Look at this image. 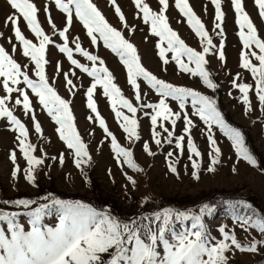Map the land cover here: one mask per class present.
<instances>
[{"label":"snow or ice","instance_id":"snow-or-ice-1","mask_svg":"<svg viewBox=\"0 0 264 264\" xmlns=\"http://www.w3.org/2000/svg\"><path fill=\"white\" fill-rule=\"evenodd\" d=\"M5 2L11 11L5 16L3 23L10 28L11 36L17 42L10 44V48L15 52L18 46L21 55L27 60L24 64L17 62L0 46V118L6 121L7 129L14 133L19 155L26 162L23 180L31 187H38L37 175L47 174L43 173V167L48 165L43 150L40 156L34 154L36 147L28 142L29 132L25 124L14 115L16 106H20L25 115L32 113V129L35 134L42 136V126L34 114L29 91L39 108L54 123L59 141L69 150L71 164L84 176L85 184L88 179L84 169L91 162L87 144L74 124L71 102L58 94L46 75V47L50 44L63 54L71 66L63 73L65 86L69 87L70 94L75 90V85L69 78L72 69H78L90 78V84L84 92L86 107L91 113L87 119L98 126L110 142L117 167L123 169L126 166L134 173L143 171L134 161L133 148L121 146L99 114L94 100V92L98 87L111 107L123 138L129 144L141 140L138 133V108L141 111L148 110L144 111V116L150 122L151 136L150 141L142 142V151L147 156L156 154L151 148L152 144L160 147L162 143L174 144L176 152L181 154L186 138L191 180L198 182L201 171L215 174L219 170L223 153L214 138V130L217 129L230 142L235 154L232 174H238L239 162L264 174V167L258 166V160L247 146L242 130L226 121L218 108L217 100L191 87L167 82L148 71L142 65L136 47L124 37L121 30L108 22L93 0H50L62 14L63 24L59 29L50 16L47 20L52 35L58 37L60 43L52 40L42 29L38 22V12L41 9L31 0ZM107 3L114 9L119 23L131 35L133 29L126 24V18L116 0H107ZM131 3L137 16L147 26L149 35L156 38L154 46L162 65L167 66L171 61L179 72L197 77L204 89L215 91L217 84L206 68V57L211 52L220 64L226 63L222 28L225 14L221 9V0H211L215 9L214 28L220 30L217 33L221 37L218 46L213 44L205 25L190 7L188 0H174L175 9L198 39L199 50L188 46L170 27L166 16L169 0H158V11L152 10L144 0H131ZM254 4L259 18L264 21V0H254ZM231 9L238 29L236 35L242 45L238 67L250 73L254 88L252 84L238 82L241 79L240 73L233 77L231 87L239 92L235 99L242 104L244 114L254 110L250 101V89L254 90L255 99L264 112V38L258 35L254 23L243 8L242 0H231ZM43 11L45 14L49 13L47 4L43 6ZM20 18L35 43L22 33ZM74 20L82 26L90 47H98V43L102 42L103 47L118 58L126 72V81L135 104L114 83V75L106 67L105 61L82 47L79 38H70ZM168 53L171 54L170 57L166 55ZM74 54L90 62V66L89 63L79 62ZM60 70L61 65L57 62L56 72L59 73ZM72 75L75 73L72 72ZM141 81L157 97L156 101L141 99ZM13 93H16V98L10 106L9 100ZM143 95L147 97L148 92L145 91ZM228 95L231 96V92ZM171 102L175 103V110L170 106ZM193 118L202 124L200 130L207 138L208 162L203 168L202 153L191 135V130L197 127ZM180 120L183 122L182 135H174L175 126ZM161 131L166 135L162 137ZM103 143V140L100 141V144ZM51 159L61 166L65 164V154L62 152ZM8 160L12 164L10 176L15 181L20 172L16 151L9 153ZM177 160L178 155H174L172 151L165 156L167 171L179 179ZM109 176L111 178L110 170ZM124 179L127 185L135 187L137 181L133 176L124 173ZM148 202L144 200V205ZM0 204L4 206L0 208V264H230L229 254L234 255L236 252L264 255V213L243 199L225 200L224 204L230 210L232 225L241 228L251 237L247 239L246 236L245 243L238 240L233 228L224 224L218 226L216 236L212 235L204 218L213 214L214 207L207 202L201 203L195 211L163 207L151 214H135L125 218L113 214L109 207L98 210L79 199H63L51 192L35 199H4ZM237 206L243 208L245 213L238 214L234 211ZM53 215L55 223L50 226L45 217ZM250 229L255 230L259 238L252 235Z\"/></svg>","mask_w":264,"mask_h":264},{"label":"rangeland","instance_id":"rangeland-1","mask_svg":"<svg viewBox=\"0 0 264 264\" xmlns=\"http://www.w3.org/2000/svg\"><path fill=\"white\" fill-rule=\"evenodd\" d=\"M31 2L41 9L38 12V22L42 29L52 40L60 43L58 37L52 35L47 20L50 16L59 29L63 24L62 14L50 3V0H31ZM93 2L98 6L108 22L113 27L121 30L124 37L136 47L142 65L148 71L167 82L191 87L216 99L218 107L227 113L229 120L237 126L247 130L250 134L251 145L264 164V119H262L264 118V112L261 111L255 99L254 90L250 89V101L254 110L248 114H244L242 111V104L235 99V97L239 96V92L237 89L231 87L233 77L236 73H240L241 79L238 80V82L252 84L254 88V81L251 80L250 73L238 67L239 52L241 51L242 45L236 35L238 29L235 25L234 12L231 9V0H221V9L225 14L222 28L224 31L223 39L225 41V46L223 51L226 56V63L220 64L211 52L206 57L208 61L207 66L211 68L215 75V83L217 84V89L215 91L204 89L197 77H190L179 72L171 61L167 66L162 65L159 57L156 55L154 46L156 38L149 35L147 26L137 16L131 0H116L117 5L121 8L126 18V24L133 29L131 35H129L127 30L119 23L118 18L115 16L114 9L107 3V0H93ZM144 2L148 3L152 10L158 11V0H144ZM188 3L197 17L205 25L206 30L213 40V44L218 46L221 37L218 36L217 33L220 30L214 28L213 21L215 9L211 4V0H188ZM45 4L49 6L48 14H45L43 11V6ZM242 5L245 12L254 23L258 35L264 38V21L258 16V9L254 4V0H242ZM10 11L5 0H0V46L4 47L17 62L24 64L27 58L21 55L18 46L15 52L12 51L10 44H16L17 42L15 38L11 36L10 28L3 23L5 16L9 14ZM166 16L170 27L178 33L180 38L183 39L188 46L199 50V41L187 27L184 18L181 17L179 12L175 9L174 0H169ZM19 26L25 37L33 40L35 43V39L27 30L22 18H20ZM69 36L70 38H79L82 47L89 50L92 54L98 55L105 61L106 67L114 75V83L122 90V94L135 104L130 86L126 81V72L123 70V66L119 63L118 58L109 50L105 49L102 42L98 43V47H90V41L86 37L82 26L75 20L70 28ZM70 46L74 47L71 43ZM166 55L170 57L171 54L168 53ZM74 58L78 59L81 63H89L90 66V62H86L83 57L74 54ZM46 60L47 64L45 69L49 82L53 83V86L62 98L71 102L70 108L74 115V124L81 138L87 144L91 162L85 167L84 172L87 175L88 183L85 184L83 182L84 176L71 164V158L68 156L69 150L59 141L54 131V123L51 121L50 117L39 108L36 104V99L31 96L29 91L34 114L37 121L42 126V136L35 134L32 129L30 119L32 113L25 115L22 108L16 106L14 115L25 124L29 132L28 142L36 147L34 154L40 156L41 150H43L46 157V164L48 165V167H43V173L47 174L37 175V188L31 187L23 180V168L26 166V162L19 155L14 133L7 129L6 121L0 118V201L4 199H17L19 196L35 199L51 192L59 198L79 199L92 206L91 201L97 199V195L95 196L93 192V181L98 187L96 192L102 198L108 197L114 207L110 209L113 214L120 218L130 217L135 214H151L152 211L173 204H186V206L178 209H192L195 211L198 210L201 202L213 201V203H219L225 197L229 200H234V196L238 194L240 197H244L243 200L249 204H259L261 206V213H264V174L246 166L243 162L238 163V174H232L231 167L235 162V154L231 150L230 142L222 136L218 129L214 130V138L223 153L221 164L218 166L219 170L215 174H207L201 171L200 180L198 182L193 181L190 177L191 165L187 159L186 138L184 151L181 154L176 152L174 144L168 145L162 143L160 147L152 144L151 148L156 154L152 157L147 156L142 151V142L145 140L150 141L151 136L150 122L148 118L144 116V111L148 110L141 111L138 108V133L141 140L135 142V144H129V142L123 138L122 131L116 122L111 107L108 105L106 98L103 97L102 90L98 87L94 92V100L97 104L99 114L105 120L109 130L116 136L118 143H120L121 146L133 148L134 161L143 171L134 173L126 166H124L123 169L117 167L111 153L110 142L104 137L102 130L87 119L91 113L86 107L84 92L86 91V87L90 84V78L87 77L86 74L80 73L78 69H72L75 75L73 76L72 72H69V78L72 79L75 90L70 94L69 87L65 86L63 77V73L71 68L66 58L63 57V54L59 53L54 45L50 44L46 47ZM57 62L61 65L59 73L56 72ZM253 63L256 62L253 61ZM31 78L35 79V77ZM140 84L141 99L147 100L148 102L156 101L157 97L146 88L142 81ZM145 91L148 92L147 97L143 95ZM229 92H231V96L228 95ZM0 94H2V86H0ZM15 98L16 93H13L9 100L10 106L14 104ZM170 106L174 110L176 109L174 102H171ZM188 111L190 113V105L188 106ZM193 119L196 120V118ZM196 123L197 127L191 130V135L196 147L202 153L203 168L208 162L207 152L209 149L207 146V138L200 130L202 124H200L198 120H196ZM182 126V120L178 121L174 129V135H182ZM164 135H166V133L161 131V136L163 137ZM102 140L104 143L100 144ZM12 151H16L17 163L20 167V172L18 173L19 178L15 181L11 179L10 169L12 164L8 160V155ZM169 151H172L174 155H178L176 167L179 179L167 171L165 156ZM61 152L65 154V164L63 166L51 159V157ZM109 170L111 171V178L109 176ZM124 173L133 176L137 181L134 188L126 184ZM44 190H47V192ZM144 200H148L149 202L144 205ZM3 207L2 205L0 208ZM234 211L238 214L245 213V210L239 206H237ZM204 219L206 226L209 227L213 236L217 235L216 229L218 226L224 224L229 228H233L238 240L242 243L247 242V239L251 238L247 236L241 228L232 225L229 209L214 210L211 216H207ZM23 220H26V218H23ZM45 221L50 226L54 225V215L52 217H45ZM249 232L259 238V234L256 233L255 230L250 229ZM229 262L230 264H264V255L241 254L236 252L234 255L229 254Z\"/></svg>","mask_w":264,"mask_h":264},{"label":"trees","instance_id":"trees-1","mask_svg":"<svg viewBox=\"0 0 264 264\" xmlns=\"http://www.w3.org/2000/svg\"><path fill=\"white\" fill-rule=\"evenodd\" d=\"M206 68L211 72V76H212V79H213V81L214 82H216L215 81V75H214V73H213V71L211 70V68L209 67V66H207L206 65ZM219 108V110H221V112H222V114L225 116V118H226V121L228 122V123H230V125H232V126H235V127H237V128H239V129H241L242 130V132H243V134H244V136H245V140H246V144H247V146L250 148V151L254 154V156L257 158V160H258V166L259 167H264V164H263V161H262V159L259 157V155H257V153H255V151H254V149H253V147H252V145H251V137H250V134L247 132V130H245V129H243L242 127H239V126H237L236 124H234V123H232L230 120H229V117H228V115H227V113L225 112V111H223V109H221L220 107H218ZM92 186H93V192H94V194H95V196L97 195V199H95V200H93V201H91V204H92V206L93 207H96L97 209H102L103 207H109V208H114L113 207V205H112V202L111 201H109V199H108V197H105V198H102L96 191H97V185L96 184H94L93 183V181H92ZM45 192H47V190H44ZM18 198H27V197H25V196H19ZM244 197H240L239 196V194L238 195H235L234 196V200H232V201H235V200H238V199H243ZM225 200H229L227 197H225V198H223L222 199V201L221 202H219V203H213V201H208L207 203H209L210 205H212L213 207H214V210H217V209H224V210H228V207H227V205H225L224 204V201ZM204 202H206V201H204ZM204 202H201V203H204ZM249 202V201H248ZM251 204V203H250ZM255 206H253V205ZM251 205L255 208V209H257V210H259L260 212H261V206L259 205V204H255V203H252ZM160 205H163V204H160ZM218 205H220V206H218ZM184 206H186V204H173V205H171V206H168V207H170V208H173V209H178V208H182V207H184ZM0 207H2V204H0Z\"/></svg>","mask_w":264,"mask_h":264}]
</instances>
